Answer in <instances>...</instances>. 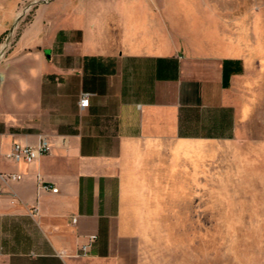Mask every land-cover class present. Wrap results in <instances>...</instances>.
<instances>
[{
  "label": "crops",
  "instance_id": "0c3cea01",
  "mask_svg": "<svg viewBox=\"0 0 264 264\" xmlns=\"http://www.w3.org/2000/svg\"><path fill=\"white\" fill-rule=\"evenodd\" d=\"M11 30L0 173L21 179H0V264H189L152 229L225 194L211 163L264 84V0H0V52ZM41 136L49 154L6 158Z\"/></svg>",
  "mask_w": 264,
  "mask_h": 264
},
{
  "label": "rangeland",
  "instance_id": "374dc122",
  "mask_svg": "<svg viewBox=\"0 0 264 264\" xmlns=\"http://www.w3.org/2000/svg\"><path fill=\"white\" fill-rule=\"evenodd\" d=\"M247 96L235 143L211 163L209 186L225 194L204 211L179 205L188 226L152 229L184 241L189 264H264V84Z\"/></svg>",
  "mask_w": 264,
  "mask_h": 264
},
{
  "label": "built area",
  "instance_id": "2783aa9c",
  "mask_svg": "<svg viewBox=\"0 0 264 264\" xmlns=\"http://www.w3.org/2000/svg\"><path fill=\"white\" fill-rule=\"evenodd\" d=\"M52 0H41L43 3H48ZM31 8V5H28L24 8L21 12V15H25ZM13 30V29H12ZM12 30L10 31L8 37H6L5 43L2 45L0 56L3 54L5 47L8 45L9 40L11 38ZM89 93H82L78 104L81 109L87 108L89 104ZM51 151V144L50 140L47 136H41L39 143L36 146H27V145H20V144H13L9 153L6 154V158L14 161V162H23L25 164H31L36 161L39 157L43 155L49 154ZM0 179L2 180H20L21 176L16 174H2L0 173ZM39 189L50 191L51 193H57L58 189L56 187H49L48 185L44 184L40 177L37 178ZM1 193V187H0ZM72 222H76V218H72ZM96 235H88L86 237V241L84 244L81 245L80 250L83 253H86L90 247L96 241Z\"/></svg>",
  "mask_w": 264,
  "mask_h": 264
}]
</instances>
